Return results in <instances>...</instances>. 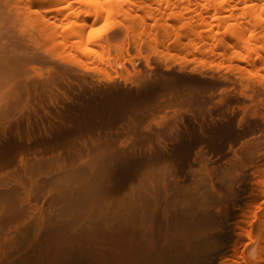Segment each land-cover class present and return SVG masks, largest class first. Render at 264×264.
<instances>
[{
	"label": "bare ground",
	"instance_id": "6f19581e",
	"mask_svg": "<svg viewBox=\"0 0 264 264\" xmlns=\"http://www.w3.org/2000/svg\"><path fill=\"white\" fill-rule=\"evenodd\" d=\"M0 13L12 40L0 86L36 91L58 67L89 96L84 123L100 140L58 131L52 164L0 183V264H264V0H0ZM132 42L228 56L236 74L176 91L125 145L148 85L109 73L136 71Z\"/></svg>",
	"mask_w": 264,
	"mask_h": 264
},
{
	"label": "rangeland",
	"instance_id": "374dc122",
	"mask_svg": "<svg viewBox=\"0 0 264 264\" xmlns=\"http://www.w3.org/2000/svg\"><path fill=\"white\" fill-rule=\"evenodd\" d=\"M9 25L10 24L5 17V14L0 13V34L2 33V36L0 35V46L1 44H9L10 41H12L9 40L5 34V36L3 35L5 31L4 28L9 27ZM123 34L125 35V33ZM120 37L123 38L124 36L120 35ZM184 40L186 41L187 39ZM188 42L189 41L187 40V43ZM132 44L133 42L129 45V53L133 55L132 60H134L135 63L137 62V67L135 69L136 71H130L132 69L125 70L118 65H116V67L118 66V69L115 68L112 70L111 68L112 72L109 71L111 72L109 73L110 76L114 77L112 80H117L116 82L121 85H123L125 81L126 83L124 85L127 84L126 86L129 85V87H136V85H139L143 81L148 85V91L143 95V104L140 106L141 108L136 109L134 115L129 118V122L123 126L124 133L119 137V140H126L124 141L125 145L130 144L129 142L131 140H135L137 138L136 136L140 135V131H151L158 112L162 109H168L174 105L178 99L177 97L175 98V96H173L176 94V91L184 89L186 90L190 85V88H195V86L196 88L210 86L212 83L211 77L212 79L216 78L215 81L217 82L220 80L224 83V80H222L224 75H227L228 77L232 75V77H234L236 74L230 70L231 68L229 58H227L228 56L222 57L221 55L217 54L211 56L208 52L200 54L196 50L194 51V49L193 52L192 50L191 52L188 50L177 52L173 50L171 52H167L161 47L156 46V49L155 46H152L151 44H145V46L142 45L143 48H152L150 50H147L146 48V50H143L142 47V49L137 48L136 50V47H132ZM49 45L50 44H48V46ZM48 46L47 48L45 47L46 50L49 48ZM51 47L52 46H50L49 50ZM139 50H141V55L139 52H137ZM114 54L116 53H112V55ZM120 60L118 59L119 62ZM35 63L36 62H33L31 63L32 66L30 65L32 75L34 74L33 76H36L39 72H42L43 75L46 71V75L44 74L45 76H43L49 81V85L52 80L54 81V79H57L56 81L60 83L61 81H64L63 79H65V77H67L64 74H59L60 71L58 70V67L55 68V66L52 65L54 67L53 70L57 69L58 74L64 76L61 78L62 80L59 81L58 79H60V77L55 78V76H58V74L54 75L57 72L49 69L51 64L47 63L49 64L47 67L46 64H42V61L40 62L42 66L37 62L41 67L39 68L38 65H34ZM43 66H46L47 70L43 71ZM118 70L121 72L119 73ZM4 71H6V69H4ZM114 71L117 75V79L113 73ZM233 71L235 72V70ZM129 72L131 73L129 74ZM199 74H203L202 77H205L204 75H206V82L204 78L199 76ZM3 75L6 76L3 78L0 72V76L3 78V80L0 79L2 82L5 81L6 77L8 76V71L4 72ZM95 75L97 76V80L98 77L107 79L105 72L101 73L100 76L97 74ZM197 75L199 77H197ZM207 75H211L209 77L210 80ZM212 75L215 77L213 78ZM39 76L41 77V80H43L41 73H39ZM39 76L36 77L39 79ZM216 76H219V78ZM67 78L65 79V82L67 83H63V85L65 84V89L61 85L62 82L58 84V82L56 83L54 81L55 84H53L55 86L58 85L56 89H50L52 86L50 85L51 87H48V85L46 86L48 87L47 89L45 86L43 88H37L36 91L35 89H29L31 92L27 90L26 94L21 93L23 90L17 91L16 89H13L15 87H3V83L1 82L0 183H14L16 181L18 182L27 179L31 169H38L41 166H44V163L52 164L53 162L50 160L53 159L50 158L52 157L53 153L50 150V147L55 145V143H47V140L50 136L56 134L58 131L64 132L65 136H67L68 139H73L70 141L77 144L78 146L84 144L85 146H89L93 143H96L97 141H100L96 133L87 131L89 129L84 123L86 120L85 106L88 102L87 99H89V96H81L80 93L73 91L75 90L73 87L76 88V84L72 83L75 85H72V90V88H70V80L73 78L70 77L69 83L66 81L69 79ZM95 78L96 77L94 76V80ZM140 78L143 81L140 82ZM100 79L102 80V78ZM98 81L102 83L104 82V80ZM66 84H68V86ZM68 87L70 88L69 90ZM41 88L43 91L40 90ZM23 92L25 93L26 91ZM96 120L97 119L94 121ZM65 140L68 141L67 139ZM10 141L13 143L12 147L2 146V144L5 142L7 144ZM1 147H3V149Z\"/></svg>",
	"mask_w": 264,
	"mask_h": 264
}]
</instances>
